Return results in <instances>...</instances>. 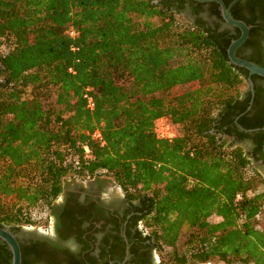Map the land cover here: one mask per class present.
Segmentation results:
<instances>
[{
    "label": "trees",
    "instance_id": "obj_1",
    "mask_svg": "<svg viewBox=\"0 0 264 264\" xmlns=\"http://www.w3.org/2000/svg\"><path fill=\"white\" fill-rule=\"evenodd\" d=\"M239 3L230 15L251 38L264 23ZM183 4L192 22L178 17ZM222 24L215 4L191 0H0V224L46 229L66 176H104L139 205L161 264H264V179L252 165L264 133L234 124L250 94L225 52L239 31ZM250 38L235 55L264 68ZM250 79L245 130L264 127ZM160 117L176 127L170 142L155 137Z\"/></svg>",
    "mask_w": 264,
    "mask_h": 264
},
{
    "label": "flooded vegetation",
    "instance_id": "obj_2",
    "mask_svg": "<svg viewBox=\"0 0 264 264\" xmlns=\"http://www.w3.org/2000/svg\"><path fill=\"white\" fill-rule=\"evenodd\" d=\"M239 1L235 7L237 14L247 15L248 4H252L257 17L255 23H264V0L237 2ZM194 16L189 7L183 4L178 17L192 22ZM199 16L206 18L205 13ZM233 28L222 24L219 30H226L231 35L235 34ZM248 38L250 37L247 35L246 39ZM250 39L258 50L260 63L264 65V29L252 32ZM241 56L244 57L245 54ZM2 79L0 68V84ZM254 83L264 95V78L258 77ZM239 144L246 152L252 148V141L249 139ZM252 165L262 176L264 160H255ZM72 183L74 184L64 182L62 192L53 203L48 227L44 231L30 230L31 227H19L18 230L11 231L8 226L0 224V228L14 236L20 251V262L22 250L27 264H161L151 240L145 239L146 233L142 230L141 221L137 220L140 215L137 202H126L120 189L116 186V192L109 179L104 176L73 180ZM108 186L112 188L108 189ZM0 264H10V253L2 241Z\"/></svg>",
    "mask_w": 264,
    "mask_h": 264
},
{
    "label": "water",
    "instance_id": "obj_3",
    "mask_svg": "<svg viewBox=\"0 0 264 264\" xmlns=\"http://www.w3.org/2000/svg\"><path fill=\"white\" fill-rule=\"evenodd\" d=\"M192 2L199 3V4H207V3H213L217 6L218 14L221 20L223 21L224 24L234 27L239 31V36L231 40L228 47L226 48V57L229 62V64L242 68L247 71V78H246V84L247 88L249 90V101L248 104L245 108V111L241 114H239L235 119H234V124L236 128L239 131H242L244 133H251L255 131H264V128H259V129H252V130H245L243 129L240 125H238L237 119L246 113L247 111L250 110L252 100H253V83L250 79V76L255 75L257 77L264 78V68L259 67L256 64L246 61L244 59H241L235 55V51L237 48H239L244 41L247 38L248 31H249V26L245 25L242 21L240 20H235L232 18L230 15V8L238 1V0H232L227 4V6L224 5V3L221 0H191ZM262 153L264 154V141L262 143ZM0 241H2L8 248V251L10 253V264H20V251L18 248V244L14 238V236L9 233L6 229L0 228ZM121 264V263H119Z\"/></svg>",
    "mask_w": 264,
    "mask_h": 264
},
{
    "label": "built area",
    "instance_id": "obj_4",
    "mask_svg": "<svg viewBox=\"0 0 264 264\" xmlns=\"http://www.w3.org/2000/svg\"><path fill=\"white\" fill-rule=\"evenodd\" d=\"M65 34L69 38H74L76 36V32L72 28H68ZM1 48H3V46H1ZM71 50H73V48H71ZM68 72H71V69H68ZM82 98L85 100L86 108L91 109L93 103L88 94V89L85 88L82 90ZM153 132L157 139L167 142L172 141L177 136L176 127L171 125L164 117L157 118L154 121ZM94 136L97 137V135Z\"/></svg>",
    "mask_w": 264,
    "mask_h": 264
},
{
    "label": "rangeland",
    "instance_id": "obj_5",
    "mask_svg": "<svg viewBox=\"0 0 264 264\" xmlns=\"http://www.w3.org/2000/svg\"><path fill=\"white\" fill-rule=\"evenodd\" d=\"M177 19H178V17H177ZM262 176H263V179H264V172H262ZM73 180L77 181V180H80V179L73 178V177H71V176H66V177L64 178V182H68L69 184H74V183H72ZM63 184H64V183H63ZM110 185L114 186V187H113L114 190H115L116 192H118L117 187H116L111 181H110ZM111 188H112V187L108 186V189H111ZM34 213H35L36 216L39 214L38 211H35ZM211 221H216V219L212 218ZM259 223H260V225L264 226V206H263V209H262L261 215H260V217H259ZM31 228H32V229H30V230H37V231H39V230L44 231V230H45V229H42V228H39V227H31ZM211 263H212V264H221V262H217V261H211Z\"/></svg>",
    "mask_w": 264,
    "mask_h": 264
}]
</instances>
